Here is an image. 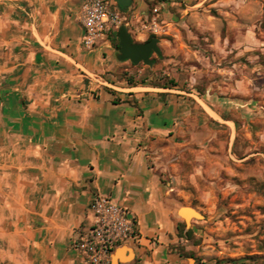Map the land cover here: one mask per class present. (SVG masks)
<instances>
[{"label":"crops","instance_id":"1","mask_svg":"<svg viewBox=\"0 0 264 264\" xmlns=\"http://www.w3.org/2000/svg\"><path fill=\"white\" fill-rule=\"evenodd\" d=\"M80 7L0 0V264H92L73 241L98 196L138 226L118 264H183L148 161L183 112L173 96L106 85L117 50L109 38L85 44Z\"/></svg>","mask_w":264,"mask_h":264},{"label":"rangeland","instance_id":"2","mask_svg":"<svg viewBox=\"0 0 264 264\" xmlns=\"http://www.w3.org/2000/svg\"><path fill=\"white\" fill-rule=\"evenodd\" d=\"M119 11L134 41L156 36L162 55L120 61L106 85L173 96L183 112L159 157L148 152L174 209L170 250L183 264H264V0H132ZM181 206L200 216L187 224Z\"/></svg>","mask_w":264,"mask_h":264},{"label":"built area","instance_id":"3","mask_svg":"<svg viewBox=\"0 0 264 264\" xmlns=\"http://www.w3.org/2000/svg\"><path fill=\"white\" fill-rule=\"evenodd\" d=\"M78 19L85 44L93 47L121 26L119 4L116 0H81ZM92 209L89 224L81 229L73 245L92 264H112L115 249L135 237L136 221L109 196H98Z\"/></svg>","mask_w":264,"mask_h":264},{"label":"water","instance_id":"4","mask_svg":"<svg viewBox=\"0 0 264 264\" xmlns=\"http://www.w3.org/2000/svg\"><path fill=\"white\" fill-rule=\"evenodd\" d=\"M117 3L122 7H128L131 4L132 0H116ZM118 45L119 48L116 53V57L120 61L130 60L134 64H138L139 62H144L149 65H153L155 59L152 57L153 53H156L158 56L162 55L161 49L158 45L159 38L154 36L150 40L145 42H136L133 39L132 34L129 32L126 24H121L118 29ZM185 206H181L177 210V215L185 220L187 224H189L188 218L198 217L200 213L192 215L186 214L183 212ZM187 207V206H186ZM193 208V207H191ZM125 244L117 247L115 251L112 253V264H118L120 260L124 259V255H117L119 249L125 248Z\"/></svg>","mask_w":264,"mask_h":264},{"label":"trees","instance_id":"5","mask_svg":"<svg viewBox=\"0 0 264 264\" xmlns=\"http://www.w3.org/2000/svg\"><path fill=\"white\" fill-rule=\"evenodd\" d=\"M119 7L121 8V9H123V10H125L126 9V7H122V6H120L119 5ZM117 31H113V32H111V36H110V39L112 40V42L115 44V47L116 48H119V45H118V36H117ZM152 37H150L148 40H150ZM129 83V85H131V86H134L135 84L134 83H132V82H128ZM176 85V84H175ZM115 103H117L116 101H115ZM180 225V224H179ZM188 232H190V230H188L187 231V233Z\"/></svg>","mask_w":264,"mask_h":264},{"label":"bare ground","instance_id":"6","mask_svg":"<svg viewBox=\"0 0 264 264\" xmlns=\"http://www.w3.org/2000/svg\"><path fill=\"white\" fill-rule=\"evenodd\" d=\"M183 212H185L186 214H191L192 215H195V214H198V211L194 208H191L190 206H185L184 209H183ZM190 220V218H188ZM117 255H120V256H123L124 255V250L123 249H119L118 250V253Z\"/></svg>","mask_w":264,"mask_h":264}]
</instances>
